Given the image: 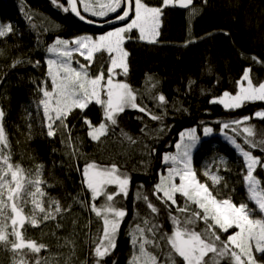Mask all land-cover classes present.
Instances as JSON below:
<instances>
[{"label":"trees","instance_id":"obj_1","mask_svg":"<svg viewBox=\"0 0 264 264\" xmlns=\"http://www.w3.org/2000/svg\"><path fill=\"white\" fill-rule=\"evenodd\" d=\"M142 1L162 9L158 42L141 40L138 32L133 30L124 44L129 53V72L127 76L121 73L115 79L129 83L136 90L137 104L153 115L166 111L163 124L168 130L157 134L160 121L151 120L147 112L126 109L119 114L116 134L109 135L103 143H97L88 136L89 129L83 120L87 117L94 125L101 122L103 109L93 102L83 113L79 109L73 110L66 121L71 130L72 143L79 147L80 153L69 155V149L62 143L66 136L60 131L51 138L44 134L46 118L39 101L42 99L41 87L51 90V78L47 75L48 49L57 38L72 39L81 34L98 32L80 23L69 11H64V6H68L67 0H0V24L11 25L13 29L12 33L0 38V108L4 112L3 127L10 146L11 162L13 165L20 164L29 178L37 165H43V179L49 185L44 189L47 195L60 200L62 205H72L71 214L59 221L62 228L58 229L56 222L49 221L38 227L25 223L21 229L25 240L47 246L37 254L45 264H94L92 249L94 242L101 237L102 219L72 199L91 201L90 192L82 183V170L91 161L100 164L115 162L121 171L130 174L128 196L116 197V206L126 209L127 215L120 225L115 249L103 261V264H129L135 252L129 232L136 222L137 213L140 216L147 214L144 203L135 199V193L140 189L160 207L152 189L161 173L170 166L162 157L165 153L176 151L179 133L189 128L195 127L200 136L204 127L215 131L209 138L202 139L194 152L198 179L207 182L218 199L230 196L236 204L248 203L242 181V158L218 132L225 122L253 116L255 112L264 110V102H245L238 109H226L219 102L212 101L225 91L236 94L239 88L237 82L245 69H251L254 84L264 81V63L252 59L256 57L264 61V0H206V3L204 0H193V6L199 10L195 16L190 15L192 6H164L163 0ZM29 7L48 15L58 28L46 30L30 15ZM189 39L194 42L186 43ZM17 60L21 62L13 67ZM101 66L107 68V56L98 53L91 67L98 72ZM148 77H152V81H148ZM152 83L156 84L154 88ZM157 94L166 97L163 108L152 98ZM145 125L146 131L153 137L158 135V138L144 136L141 129ZM249 125L255 126L257 134L264 133V119L254 117L244 126ZM121 129L138 138V143L121 144ZM228 131L238 143L243 144L239 129L236 133L231 128ZM149 149H155V152L148 155ZM252 151L254 155H264L259 149ZM216 153L227 157L231 169L230 172H220L225 177L227 188L207 181L201 170L202 162ZM255 174L264 182V170L257 168ZM114 188V185H109L107 191L111 192ZM104 202V197L95 201L98 207ZM177 202L183 205L184 198L177 195ZM249 207H252L251 203ZM30 209V204L24 207L26 216L31 215ZM73 219L76 220L75 226ZM158 222L163 225L164 232L172 231V224L163 208ZM204 227L201 222L197 230ZM234 231L229 229L227 233L218 234L221 240H226ZM65 238L75 242L74 254L65 245ZM9 239L13 237L9 236ZM9 249L10 245L0 244V264H14L21 259L20 254H14ZM25 253V264H32L34 257L27 250ZM257 259L264 258L257 254Z\"/></svg>","mask_w":264,"mask_h":264},{"label":"snow or ice","instance_id":"obj_2","mask_svg":"<svg viewBox=\"0 0 264 264\" xmlns=\"http://www.w3.org/2000/svg\"><path fill=\"white\" fill-rule=\"evenodd\" d=\"M204 2L206 3V0ZM67 3L71 6V11L79 16L77 0H67ZM97 4L99 10L84 0L83 11H91L96 16H107L109 12L117 13L115 19L127 23L95 39L91 36H81L70 42L57 38L48 51L58 52L63 59L47 61L51 91L47 87L40 89L43 99L39 104L43 106L46 118L43 125L44 134L51 138L56 137L60 131L61 135L66 136L62 143L69 149V155L80 153L79 147L72 143L71 130L66 121L73 110L79 109L83 113L93 102L103 109L101 122L94 125L87 117H83V120L89 129L88 136L97 143H103L109 135L116 134L119 114L126 109L147 112L151 120L160 121L157 134L168 130L163 124L166 111L161 115H153L137 104L136 90L129 83L115 79L117 75L122 73L127 76L129 72V53L123 48L125 39L129 38L126 34L136 29L139 39L148 40L150 43L158 42L162 9L150 7L142 0H108L107 3H99L97 0ZM170 4H178L183 8L192 6L191 16H195L199 11L193 6V0H163L164 6ZM64 11L69 9L65 7ZM83 18L81 16V19ZM12 32L11 25L0 24V38ZM193 42V39L186 41ZM69 43L75 44L74 51L85 57L86 64L80 65L79 68L72 67V51L67 49ZM97 53L107 56V75L103 66L94 76L89 74V67ZM252 59L264 63L256 57ZM20 62L15 61L13 67ZM36 64L39 65V61ZM250 73V68L244 70L241 80L237 82L239 88L235 95L225 91L218 101L214 99L212 102H219L226 109H238L245 102H264V81L254 84ZM152 79L148 77V81ZM155 86L156 84L152 83V87ZM152 98L159 102L161 108L166 104L163 94ZM3 117L4 112L0 108V244L10 245V251L21 255V259L14 264H25V250L34 257L32 264H45L37 254L42 249H47V246L34 240H25L21 229L25 223L38 227L49 221L56 222L58 229L62 228L63 225L59 221L71 214L72 205H62L60 200L47 195L44 189L49 185L43 179V165L36 166L31 172V178L20 164L13 165ZM254 117L264 119V111L223 123V129L231 128L233 133L239 129V135L243 136V144L238 143L235 136H226V139L238 150L242 158V181L248 203L236 204L230 196L217 199L209 189L208 183L198 179L192 165V153L200 137L196 135V128L182 131L175 145L177 151L163 155V161L170 166L166 169V174L160 175L159 181L152 189V195L160 207L140 189L135 193V199L144 203L147 214L140 216L137 213L136 222L129 232L130 242L135 249L129 264H221V261H225V264H264V259H257V254L264 258V182L255 174L257 168L264 170V155H254L252 151L259 149L264 154V133L257 134L253 125L244 126L245 122ZM146 129L147 125L141 129L144 136L158 138V135L151 136ZM203 131L207 136L213 129L204 127ZM119 142L134 145L138 143V138L121 129ZM154 152L155 149H149L148 155ZM221 171H231L227 159L223 156L218 158L215 171L205 170L203 175L213 185L227 188L225 177L219 175ZM82 176V183L86 184L91 201L72 199L74 203L86 206L89 212L102 219L101 237L94 242L92 254L95 257L94 264H103L104 258L110 256L116 247L120 225L127 215L126 209L116 206V197L128 196L131 177L127 172L121 171L115 162L100 164L96 161L85 164ZM109 185L115 186L111 192L107 191ZM177 195L184 198L183 205L178 204ZM100 197H104L105 202L98 207L95 201ZM249 203L252 207H249ZM28 204L31 205L30 216L24 214V207ZM161 208L166 211L172 224L170 233L164 232L163 225L158 222ZM201 222L205 227L198 231L197 227ZM72 224L75 226V219ZM229 229L235 231L228 235L226 240H221L218 233H227ZM9 236L13 239L10 240ZM64 243L74 254L75 242L65 238Z\"/></svg>","mask_w":264,"mask_h":264},{"label":"rangeland","instance_id":"obj_3","mask_svg":"<svg viewBox=\"0 0 264 264\" xmlns=\"http://www.w3.org/2000/svg\"><path fill=\"white\" fill-rule=\"evenodd\" d=\"M86 2H88V3H91V4H93V6H94V8L96 9V10H99L98 9V4H97V0H86ZM108 2V0H99V3H107ZM80 3H81V8H82V11H83V7H84V0H80ZM64 7H68V6H64ZM150 7H152V6H150ZM30 9H29V13H30V15H32L37 21H39L42 25H43V27L46 29V30H48V31H54V30H56L57 28H58V26H57V24H56V22L54 21V20H52L48 15H46V14H44L43 12H41V11H38V10H35V9H33V8H31V7H29ZM118 12L120 11L119 9L117 10ZM84 12V11H83ZM85 14H87L88 16H91V17H94V18H104V17H106V16H96V15H93V12H84ZM111 14H115V13H112V12H109L108 13V15H111ZM107 15V16H108ZM161 18H162V14H161ZM160 18V19H161ZM161 23H162V19H161ZM124 25H122V26H119V27H123ZM119 27H116V28H119ZM160 27H161V24H160ZM115 28H112V29H110V30H107V31H105V32H100V33H97V34H89V33H86V34H81V35H78V36H75L74 38H72V39H64V38H59V39H62V40H67V41H70V42H73L77 37H81V36H91V37H93L94 39L95 38H97V37H99L100 35H103V34H105V33H107V32H109V31H113ZM133 30H136V29H133ZM132 30V31H133ZM131 31V32H132ZM137 32H138V30H136ZM159 31H160V28H159ZM131 32L130 33H127L126 34V36L128 37V36H130V34H131ZM138 35H139V32H138ZM158 38V37H157ZM127 39L128 38H126L125 39V42L127 41ZM56 41V40H55ZM55 41L51 44V46L55 43ZM145 41H148V40H145ZM125 42H124V44H125ZM124 44H123V48L125 49V47H124ZM50 48V47H49ZM74 48H75V44L74 43H69V45L67 46V49L68 50H70V51H72V56H71V63H72V67H76V68H79V66L80 65H84V64H86L87 63V61L85 60V57H83V56H81L80 54H79V52H77V51H74ZM126 50V49H125ZM98 54V53H97ZM97 54H95V56H94V61H93V63L95 62V58H96V55ZM49 59H52V60H60V59H63V57H60L59 56V53L58 52H56V53H54V52H50V51H48V56H47V61L49 60ZM127 59H128V57H127ZM93 63L91 64V66L93 65ZM127 63H128V60H127ZM89 67V74L91 75V76H94L97 72L95 71V69H92L93 67ZM108 67V66H107ZM104 68V67H103ZM105 69V68H104ZM107 69V68H106ZM106 69H105V73H106ZM106 75H107V73H106ZM117 77V76H116ZM115 77V78H116ZM42 88H44V87H41L40 89H42ZM49 91H51V90H49ZM41 94H42V91H41ZM232 95H235V94H232ZM223 96V95H222ZM221 96V97H222ZM221 97H219V98H221ZM219 98H217L216 100L218 101V99ZM42 99H43V94H42ZM91 104V103H90ZM89 104V105H90ZM260 111H264V110H260ZM193 128H195V127H193ZM211 128V127H210ZM189 129H191V128H189ZM204 129V128H203ZM223 125H222V127H221V130L218 132V134L221 136V138L222 139H224L225 141H227L228 143H229V141L226 139V136H234L232 133H231V131H228V129H223ZM187 130V129H186ZM215 133V131L213 130L212 131V133H210V134H208L207 136H205V134H204V131L202 132V136H200L199 134H198V132H197V130H196V135L198 136V137H200V139H199V141H198V143H197V146H196V148L195 149H193V153H192V165H193V167H194V169H195V165H194V158H193V155H194V152L196 151V149L198 148V146H199V144H200V141L202 140V139H204V138H209L210 136H212L213 134ZM179 141V140H178ZM230 145H232V144H230ZM233 146V145H232ZM237 150V149H236ZM176 151H177V149H176ZM175 151V152H176ZM238 151V150H237ZM174 152V153H175ZM168 153H173V152H168ZM221 156H223V157H225L226 159H227V157L225 156V155H223V154H220V153H216L214 156H212V157H210L209 159H207V160H205V161H203L202 162V167H201V170H202V172H204L205 170H208V171H210V172H212V171H215V169H216V167H217V162H218V158L219 157H221ZM169 167V166H168ZM168 167H166V169L168 168ZM166 169L161 173V174H166ZM196 170V169H195ZM197 172V171H196ZM219 175H222V174H220L219 173ZM198 177V176H197ZM178 182V181H177ZM108 187V186H107ZM218 199V198H217Z\"/></svg>","mask_w":264,"mask_h":264},{"label":"water","instance_id":"obj_4","mask_svg":"<svg viewBox=\"0 0 264 264\" xmlns=\"http://www.w3.org/2000/svg\"><path fill=\"white\" fill-rule=\"evenodd\" d=\"M77 4H78V11L80 12V15L78 16L76 13L71 11V6L69 8V12L70 14L77 19L80 23H82L83 25H85L86 27L96 30V31H100V32H104L107 31L109 29L124 25L125 23H127V21H118L115 19L116 15L109 17V18H104V19H96V18H91L86 16L80 7V3L77 0ZM81 16H83L84 18L81 19Z\"/></svg>","mask_w":264,"mask_h":264},{"label":"bare ground","instance_id":"obj_5","mask_svg":"<svg viewBox=\"0 0 264 264\" xmlns=\"http://www.w3.org/2000/svg\"><path fill=\"white\" fill-rule=\"evenodd\" d=\"M79 1V3H80V0H78ZM143 2V1H142ZM80 7H81V3H80ZM153 7V6H152ZM70 8V5L68 4V9ZM81 10H82V8H81ZM83 12V11H82ZM84 13V12H83ZM85 14V13H84ZM86 16H88L87 14H85ZM114 15H117V13H115V14H111V15H108V16H106V17H104V18H109V17H112V16H114ZM88 17H91V16H88ZM91 18H94V17H91ZM104 18H96V19H104ZM125 25V24H124ZM122 26V25H121ZM119 27V26H118ZM116 28V27H115ZM110 30V29H109ZM98 33H100V31H97ZM105 32V31H104ZM160 32V31H159ZM129 39V38H128ZM127 39V40H128ZM145 41V40H144ZM147 42H149V41H147Z\"/></svg>","mask_w":264,"mask_h":264}]
</instances>
